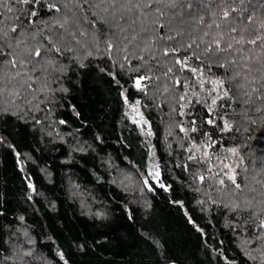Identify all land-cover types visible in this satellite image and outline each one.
I'll return each mask as SVG.
<instances>
[{"label":"trees","instance_id":"1","mask_svg":"<svg viewBox=\"0 0 264 264\" xmlns=\"http://www.w3.org/2000/svg\"><path fill=\"white\" fill-rule=\"evenodd\" d=\"M72 47L49 57L61 72L30 71L18 97L0 75V111L12 113L0 119V264H264V100L230 93L212 106L214 127L204 122L211 81L228 87L226 69L213 64L201 77L174 68L187 85L176 87L163 76L173 57L147 71L135 56L129 64L107 53L99 33ZM146 71L153 79L141 92L133 80ZM136 101L147 133L127 114Z\"/></svg>","mask_w":264,"mask_h":264},{"label":"snow or ice","instance_id":"2","mask_svg":"<svg viewBox=\"0 0 264 264\" xmlns=\"http://www.w3.org/2000/svg\"><path fill=\"white\" fill-rule=\"evenodd\" d=\"M0 8L11 14L7 23L0 19V75L5 76L8 83L15 82L19 86L8 92L9 96L18 97L20 89L31 88L30 71L48 72L49 75L61 72L62 67L49 57L72 52L73 44H80L81 38L95 40L99 33L107 53H123V60L129 64L130 56H135L147 71L154 67L152 61H157L155 66H159L157 57H173L172 66L164 68L163 76L172 78L176 87L187 85L175 79L174 68L201 77L205 68L210 71L213 64L226 69L228 87L225 80L211 81L214 85L211 92L215 96L206 113L210 118L204 121L208 125L216 126L217 118L211 115L212 106L218 101L230 100V93L238 97L242 94L248 100L252 95H258L264 100V0H0ZM85 23L91 29L90 33L84 28ZM37 36L41 40H37ZM192 59L199 61L200 67H190L189 60ZM37 65H40L39 69ZM119 67L123 68L124 64ZM147 71L133 80V87L141 92L148 87L145 82L153 79ZM116 75L119 73L113 75L114 79ZM203 83L201 80V88ZM3 94L4 89L0 88V95ZM179 100L184 101L185 96H180ZM124 102L128 103L127 96ZM138 105L139 101H136L131 106L140 116L135 122L147 124ZM5 115L12 113L7 109L0 111V119ZM192 124L195 125V121ZM231 128L224 121L221 131H231ZM191 130L195 132L196 128ZM180 131L185 129L181 127ZM261 137H264V131ZM192 147L196 148V145ZM230 151L237 154L235 148ZM194 158L189 156V159ZM224 167L229 168V165ZM155 175L159 176V173ZM226 175L237 189L241 187L236 183L235 175ZM198 179L203 182L205 177ZM223 183L220 180V184ZM258 226L264 229V220ZM25 255L30 256L31 252H25ZM60 255L63 259V254ZM166 264H174V258L169 257Z\"/></svg>","mask_w":264,"mask_h":264},{"label":"rangeland","instance_id":"3","mask_svg":"<svg viewBox=\"0 0 264 264\" xmlns=\"http://www.w3.org/2000/svg\"><path fill=\"white\" fill-rule=\"evenodd\" d=\"M134 104L135 103L129 104V106L127 108V114L132 120L137 121V120L140 119V116L132 111V107L131 106L134 105ZM138 109H139V107H138ZM139 113L143 116V114L141 113L140 109H139ZM144 120H146V119L144 118ZM136 124L140 128L141 132L147 133V131H149L148 121H147V124H140V123H136ZM157 172H158V167H157V164L155 162V159L152 156H150L149 157V161H148V173H149V178L152 179L155 182L158 181V177H159V176L155 175V173H157Z\"/></svg>","mask_w":264,"mask_h":264}]
</instances>
